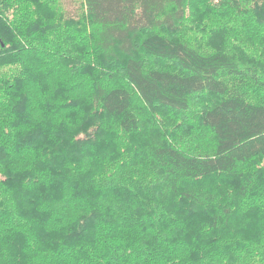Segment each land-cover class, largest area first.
<instances>
[{"label": "trees", "instance_id": "obj_1", "mask_svg": "<svg viewBox=\"0 0 264 264\" xmlns=\"http://www.w3.org/2000/svg\"><path fill=\"white\" fill-rule=\"evenodd\" d=\"M0 264H264V0H0Z\"/></svg>", "mask_w": 264, "mask_h": 264}, {"label": "rangeland", "instance_id": "obj_2", "mask_svg": "<svg viewBox=\"0 0 264 264\" xmlns=\"http://www.w3.org/2000/svg\"><path fill=\"white\" fill-rule=\"evenodd\" d=\"M216 1H218V0H216ZM67 7L69 8V11L70 12H73V11H75V10H77V6H75V3H71L69 6L67 5ZM39 11V10H38ZM75 43L78 45V43H80V41H81V39L82 38H80V37H75ZM88 62H90V63H92V62H94L93 60L92 61H88ZM118 70H120L119 68H118ZM85 75L84 74H82V76H79V77H84ZM87 77V76H86ZM101 78V77H100ZM101 80V79H100ZM106 84V83H105ZM120 84V83H119ZM82 87V88H81ZM83 87H85V85H80V89H83ZM88 89V88H87ZM195 109H196V107H194ZM147 111H143V116H142V119H143V128L144 129H146V127H148V125H145V119H146V122H148L149 121V118H147ZM148 120V121H147ZM194 120V119H193ZM178 121V120H177ZM67 124V123H66ZM175 124H176V122H175ZM154 126L155 124H153L152 122L151 123H149V126ZM187 128H189V127H187ZM174 130H176V131H179V129H178V127L177 126H174V128H173ZM142 135L141 136H139L140 138H142L143 140H147L148 139V131L147 132H140ZM84 135H87L85 132H84V130H81L80 131V133H79V135L77 136V137H82V136H84ZM183 138H185V137H183ZM197 138V137H196ZM159 142V141H158ZM189 145H194V142L193 141H191L190 142V144ZM143 147H145V148H147L146 146H143ZM142 147V148H143ZM86 150H88V149H86ZM142 150V149H141ZM84 151V150H83ZM82 151V152H83ZM96 151L98 152V154H97V152H95V151H93V154H92V156L93 157H96V158H99V154H101L102 152H103V148L99 145L97 148H96ZM81 152V153H82ZM85 160H91V157H85ZM242 222H245V221H242ZM239 229H240V227H239ZM242 234V233H241ZM240 234V235H241ZM258 234H259V236L261 235V232L259 233V232H257V236H258ZM239 235V236H240ZM256 257H257V259L259 258L257 255H256Z\"/></svg>", "mask_w": 264, "mask_h": 264}, {"label": "bare ground", "instance_id": "obj_3", "mask_svg": "<svg viewBox=\"0 0 264 264\" xmlns=\"http://www.w3.org/2000/svg\"><path fill=\"white\" fill-rule=\"evenodd\" d=\"M176 232H178V231H176ZM171 234H173V232L171 233ZM170 235V234H169ZM176 235V234H175ZM179 235V234H178ZM177 236V235H176ZM174 238V237H173ZM210 252H211V250H210ZM207 254H208V252H207ZM206 255V254H205ZM206 257V256H205ZM204 260V259H203ZM209 261V260H208ZM203 262V261H202Z\"/></svg>", "mask_w": 264, "mask_h": 264}]
</instances>
